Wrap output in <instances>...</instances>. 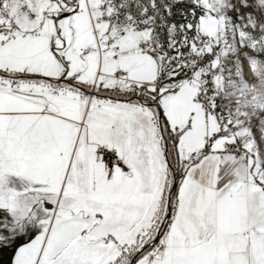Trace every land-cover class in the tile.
<instances>
[{"label":"snow or ice","instance_id":"6c2138e0","mask_svg":"<svg viewBox=\"0 0 264 264\" xmlns=\"http://www.w3.org/2000/svg\"><path fill=\"white\" fill-rule=\"evenodd\" d=\"M0 264H264V0H0Z\"/></svg>","mask_w":264,"mask_h":264}]
</instances>
